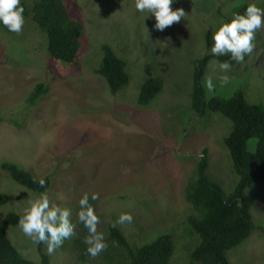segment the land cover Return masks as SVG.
Instances as JSON below:
<instances>
[{
	"label": "rangeland",
	"instance_id": "obj_1",
	"mask_svg": "<svg viewBox=\"0 0 264 264\" xmlns=\"http://www.w3.org/2000/svg\"><path fill=\"white\" fill-rule=\"evenodd\" d=\"M64 3L69 16L82 25L75 64L50 61L43 33L25 18L19 34L0 29V162L47 177L43 193L69 208L75 225L76 235L53 254L42 245L47 263L105 264L104 251L94 259L87 253L88 230L77 216L82 195L97 193L99 199L90 203L105 241L107 225L130 213L131 224L116 226L129 246L167 232L173 240L168 264H188L187 253L198 240L186 224L194 211L183 198V188L201 150L206 149L207 175L219 180L225 193L233 181L221 142L229 122L218 114L198 117L188 107L193 61L211 52L213 34L234 8L255 3L264 9V0H173L171 8H183L186 15L164 31L155 28L153 14L136 10L135 0ZM101 44L126 62L129 80L114 94L93 73ZM254 44L252 54L243 63L230 64L227 72L220 69L221 62L209 59L202 78L206 97L241 90L248 102L264 104V28ZM149 77H159L162 87L142 107L136 97ZM38 83L46 86V93L28 105L27 97ZM0 192L18 196L0 205V223L9 211L25 213L42 194L14 183L1 169ZM245 195L254 230L227 258L230 264H264V183H253ZM2 228L19 254L31 264L41 263L36 244L19 224ZM74 238L84 249L72 244Z\"/></svg>",
	"mask_w": 264,
	"mask_h": 264
},
{
	"label": "trees",
	"instance_id": "obj_2",
	"mask_svg": "<svg viewBox=\"0 0 264 264\" xmlns=\"http://www.w3.org/2000/svg\"><path fill=\"white\" fill-rule=\"evenodd\" d=\"M21 6L24 18L43 33L47 58L59 61L65 67L75 64L82 25L69 16L64 0H22ZM245 10L244 3L234 8L231 16L223 18L224 23L230 22L237 14L243 15ZM0 29L9 31L2 23ZM210 40L211 32L207 30L206 48H209ZM99 49L101 58L93 73L100 76L108 91L114 94L129 80L126 62L106 44H101ZM210 58L217 62L237 63L230 54L216 57L207 51L197 57L191 72L188 107L198 117L218 114L229 122L221 142L233 181L228 185V189L232 187L230 192L225 193L221 182L207 175L206 149H202L183 188V198L194 211L186 218V224L189 234L195 235L198 240L187 253L188 264H230L227 252L240 245L254 230L249 213L250 200L245 195V189L255 182L264 183V104L248 102L241 90L226 96L206 97L202 78ZM161 87L159 77L145 78L139 86L137 104L146 106L160 93ZM46 90L42 83L36 84L27 97L28 105H33ZM0 169L28 191L41 194L49 186L47 177L37 178L15 163L2 161ZM41 181H44L43 186ZM15 200L18 196L0 192V205ZM23 215V212L9 211L1 220L0 264H31L19 254L2 228V225H17ZM106 243L108 247L102 259L105 264H168L173 250V240L167 232L131 247L122 232L110 224L107 225ZM72 244L84 249L77 238L72 240ZM42 245L36 244L40 264H48ZM83 255L81 253L80 257L83 258Z\"/></svg>",
	"mask_w": 264,
	"mask_h": 264
},
{
	"label": "clouds",
	"instance_id": "obj_3",
	"mask_svg": "<svg viewBox=\"0 0 264 264\" xmlns=\"http://www.w3.org/2000/svg\"><path fill=\"white\" fill-rule=\"evenodd\" d=\"M173 0H135V8L139 12H149L155 17V28L164 31L174 23H179L186 15L183 8L173 10ZM24 8L20 0H0V23L10 32L21 33L25 24L23 16ZM264 28V9L255 3H250L243 15L237 14L230 22L222 24L213 34L211 52L214 56L229 55L237 63H243L246 55H251L255 49L256 33ZM222 71L230 70L229 62L219 64ZM227 76L222 77L227 82ZM67 166V165H66ZM41 186L44 181H41ZM99 199V194L84 193L79 199L78 221L88 230V236L84 243L87 245V253L91 258H96L108 247L105 235L98 231L100 218L96 214L94 206L90 203ZM71 210L61 207L50 201L47 193H42L38 199L30 203L18 224L25 236L32 239L33 243L46 245L48 254H53L61 247L63 241L74 235L75 225L71 222ZM133 216L130 213H122L112 225L131 224Z\"/></svg>",
	"mask_w": 264,
	"mask_h": 264
}]
</instances>
